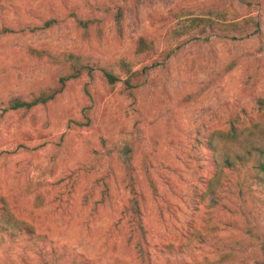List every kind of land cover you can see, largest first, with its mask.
Masks as SVG:
<instances>
[{
  "label": "rangeland",
  "instance_id": "obj_1",
  "mask_svg": "<svg viewBox=\"0 0 264 264\" xmlns=\"http://www.w3.org/2000/svg\"><path fill=\"white\" fill-rule=\"evenodd\" d=\"M183 9L212 10L228 27L179 40L172 30ZM79 18L96 22L88 38ZM140 37L153 49L137 55ZM105 70L120 80L110 84ZM64 76L55 100L7 109L12 96L60 88ZM263 115L264 0H0V214L33 230L0 227V264H70L74 254L91 264H264L258 169L251 160L224 168L211 191L208 144Z\"/></svg>",
  "mask_w": 264,
  "mask_h": 264
},
{
  "label": "trees",
  "instance_id": "obj_2",
  "mask_svg": "<svg viewBox=\"0 0 264 264\" xmlns=\"http://www.w3.org/2000/svg\"><path fill=\"white\" fill-rule=\"evenodd\" d=\"M124 13L125 10L119 6L112 14L117 34L120 37L123 35ZM175 16L178 17V22L176 27L172 30V34L179 40H199L200 35L206 32L207 27L215 30L217 24L228 27L227 25L223 24L221 18L217 17L218 15H216L212 10H209V16H205L201 14H195L190 9H183L182 11L175 13ZM221 16L225 19L224 15ZM246 21L251 22L254 30L258 35L262 34L260 21L258 19L249 17L248 19H246ZM94 22L95 20L90 18H79L77 20V24L83 30V35L85 38L89 37V28ZM229 22V26L235 27V21ZM55 23L56 19L51 18L45 21V23L41 26H35L28 29H30L29 31L33 32L36 30L51 27ZM233 38L235 39L236 36L234 35ZM204 40L209 41V37L205 36ZM181 45L182 43L176 47V50L179 49ZM151 49H153V41L147 40L144 37H140L136 43L135 54L139 55L144 52H149ZM29 52L33 56L37 57H41L45 53L44 50H40L34 47H30ZM72 58H74V55L69 54L68 59ZM235 65L236 60L232 61L229 65L226 66L225 72L232 70ZM152 67L153 66H147L144 68V71L148 73L152 69ZM79 72L80 71L78 70L77 73ZM77 73L73 74L72 77H75ZM105 75L107 76L109 83L112 85H115L120 80V77L110 70H105ZM68 78H70V76H64L60 79L62 84L60 88H55L52 90H42L29 98H24L18 95L12 96L8 100L7 109L31 110L36 106L48 104L49 102L55 100L56 97L62 92L63 85H65ZM127 87H132L130 79L125 80L124 89L126 90ZM129 93L131 94L132 92L129 91ZM237 129V126L233 125L231 129L227 131H218L213 135L212 139L208 141L209 147L214 152V160L216 163V173L211 180V191H213L214 187L217 185L220 179L221 172L223 171L222 169L232 168L233 166H235V163H242L249 160L253 161L254 167L258 169L257 172L260 180L264 182V115L262 119L253 124V126L249 130L239 132ZM119 154L121 155V159L126 167L130 166L132 146L127 143L124 144L121 147ZM211 198L213 199V201H217L216 196L212 193ZM134 204V208L138 207V203L136 200H134ZM0 227L2 228V230L9 232V234L11 235H17L22 232L27 234L33 232V230L29 227V224H27L23 220L15 218L13 214L7 211L0 214ZM135 247L141 259L145 260L147 257L148 259L149 257H151L149 251L141 244L140 241L137 242ZM80 257H82L80 254H74V256L71 258L70 264H91L90 260L85 258L81 259Z\"/></svg>",
  "mask_w": 264,
  "mask_h": 264
}]
</instances>
